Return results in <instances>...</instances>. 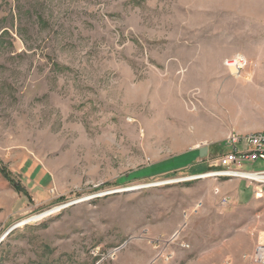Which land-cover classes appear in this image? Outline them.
<instances>
[{"label": "rangeland", "instance_id": "374dc122", "mask_svg": "<svg viewBox=\"0 0 264 264\" xmlns=\"http://www.w3.org/2000/svg\"><path fill=\"white\" fill-rule=\"evenodd\" d=\"M223 11L0 0V264H254L264 198L200 177L229 134L264 131V61Z\"/></svg>", "mask_w": 264, "mask_h": 264}, {"label": "built area", "instance_id": "2783aa9c", "mask_svg": "<svg viewBox=\"0 0 264 264\" xmlns=\"http://www.w3.org/2000/svg\"><path fill=\"white\" fill-rule=\"evenodd\" d=\"M244 55H235V58L228 62L231 74L240 77L242 71L248 66ZM250 65V64H249ZM244 72V71H243ZM226 150L222 151L213 167L218 170L213 171L221 175H234V179L247 181L255 186V196L263 198L264 194V131L258 136H242L231 133L224 142ZM257 162H262L263 170L245 171L244 167H253ZM209 176V174L205 175ZM227 203L226 198L223 199ZM259 237V243L255 248L252 261L254 264H264V233Z\"/></svg>", "mask_w": 264, "mask_h": 264}, {"label": "crops", "instance_id": "0c3cea01", "mask_svg": "<svg viewBox=\"0 0 264 264\" xmlns=\"http://www.w3.org/2000/svg\"><path fill=\"white\" fill-rule=\"evenodd\" d=\"M216 3L221 5L224 13L231 11L233 14L236 13L237 18L246 20L247 33L251 34L248 39L255 42L254 48L257 50L254 57L259 61H264V0H216ZM232 13L231 15L233 16ZM196 39H192L191 41L194 42ZM173 41L177 45H180L184 40L174 39ZM244 56L246 57V55ZM233 180L236 181L230 185L235 190V193H230L233 203L237 204L241 200L243 204L250 205L254 199L258 200L262 198L261 196L256 198L253 193V196L246 201V195L239 193L241 180ZM221 185L222 189L228 193L227 188L229 186H225L226 184Z\"/></svg>", "mask_w": 264, "mask_h": 264}, {"label": "bare ground", "instance_id": "6f19581e", "mask_svg": "<svg viewBox=\"0 0 264 264\" xmlns=\"http://www.w3.org/2000/svg\"><path fill=\"white\" fill-rule=\"evenodd\" d=\"M245 59L248 61V59L245 57ZM258 135H262V132L261 133H255V134H251V135H248V136H258ZM200 177H204V178H208V177H217V178H234V175H221V173H216V172H212L209 174V176H200ZM160 183V182H159ZM175 183V182H174ZM162 184H166V182L162 183ZM161 184V185H162ZM159 185V184H158ZM159 185V186H161ZM157 187V186H156ZM55 211V210H54ZM45 215V214H44ZM44 215H38V216H35V217H32L30 219H27L25 221H22L21 223H19L18 227H22V226H25V225H28L30 222H34L38 219H41L42 217L44 218ZM4 236V235H3Z\"/></svg>", "mask_w": 264, "mask_h": 264}, {"label": "trees", "instance_id": "16d2710c", "mask_svg": "<svg viewBox=\"0 0 264 264\" xmlns=\"http://www.w3.org/2000/svg\"><path fill=\"white\" fill-rule=\"evenodd\" d=\"M206 171H203V172H199V173H205ZM0 173L4 174V171L1 170ZM6 177V174L4 175ZM7 178V177H6Z\"/></svg>", "mask_w": 264, "mask_h": 264}, {"label": "water", "instance_id": "95a60500", "mask_svg": "<svg viewBox=\"0 0 264 264\" xmlns=\"http://www.w3.org/2000/svg\"><path fill=\"white\" fill-rule=\"evenodd\" d=\"M15 229H16V228H15ZM10 232H11V231H9V233H8V234H6V235H9V234H10ZM6 237H7V236H6ZM1 242H2V241H1Z\"/></svg>", "mask_w": 264, "mask_h": 264}]
</instances>
